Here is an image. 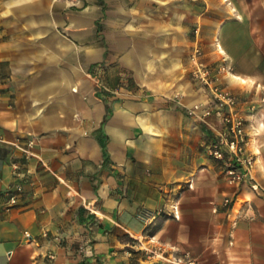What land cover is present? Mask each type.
<instances>
[{"label":"crops","instance_id":"obj_1","mask_svg":"<svg viewBox=\"0 0 264 264\" xmlns=\"http://www.w3.org/2000/svg\"><path fill=\"white\" fill-rule=\"evenodd\" d=\"M197 48L240 97L260 190L209 154L224 123ZM142 235L264 264V0H0V264H152Z\"/></svg>","mask_w":264,"mask_h":264},{"label":"built area","instance_id":"obj_2","mask_svg":"<svg viewBox=\"0 0 264 264\" xmlns=\"http://www.w3.org/2000/svg\"><path fill=\"white\" fill-rule=\"evenodd\" d=\"M201 53V50L197 48L191 54V60L197 67L194 71L195 76L200 80L203 87L211 93L212 100L219 105L214 111L209 108L205 109L204 114L210 115L214 113L224 123V129L208 145L209 154L222 167L229 184L241 186L246 182H252L253 187L260 190L262 189L261 185L253 177L257 158L256 154L249 150L252 135L248 131L247 119L239 111L240 97L222 81L221 73L226 70V66H220L213 73L212 69L201 60ZM196 108H199V105ZM31 144L29 141L27 146H31ZM14 173L21 180L25 178L24 173L17 164L14 167ZM23 192L24 186L20 181L5 193L7 210L18 204ZM239 202L240 199L238 197L226 196L223 201L226 212L228 214L232 213ZM219 211L220 207L215 205L213 212L218 213ZM160 214L161 212L144 210L139 216L141 219L147 220ZM173 214L175 217H179V207L177 205H173ZM241 216L242 214L238 213L233 219V227L238 224ZM27 236L30 237L31 234L27 233ZM145 238L143 235L133 237L136 243L139 242L141 244L138 250L143 253L146 260L152 261V264H201L199 258L190 251L177 252L153 239H149L150 242H147ZM231 242L233 243V241Z\"/></svg>","mask_w":264,"mask_h":264},{"label":"rangeland","instance_id":"obj_3","mask_svg":"<svg viewBox=\"0 0 264 264\" xmlns=\"http://www.w3.org/2000/svg\"><path fill=\"white\" fill-rule=\"evenodd\" d=\"M208 7V5L205 3V8H207ZM193 33H194V35H196L197 34V31H196V27L195 28H193ZM202 52V51H201ZM200 57H201V60L208 66V67H210L212 70V72L214 73V72H216L217 71V68H218V62H211L207 57H206V55H205V52H202L201 53V55H200ZM191 60V59H190ZM210 61V62H209ZM135 241H134V239L133 238H131L130 239V244L131 245H135V243H134ZM129 248L131 249V250H133V251H137V249H134V248H132L131 246H129ZM139 252H141V251H139ZM142 253V252H141Z\"/></svg>","mask_w":264,"mask_h":264}]
</instances>
